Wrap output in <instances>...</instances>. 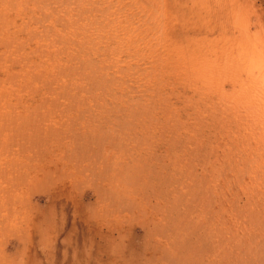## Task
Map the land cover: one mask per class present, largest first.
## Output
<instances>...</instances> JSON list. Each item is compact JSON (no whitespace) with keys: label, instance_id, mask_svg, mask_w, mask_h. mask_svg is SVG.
<instances>
[{"label":"rangeland","instance_id":"rangeland-1","mask_svg":"<svg viewBox=\"0 0 264 264\" xmlns=\"http://www.w3.org/2000/svg\"><path fill=\"white\" fill-rule=\"evenodd\" d=\"M0 264H264V0H0Z\"/></svg>","mask_w":264,"mask_h":264}]
</instances>
